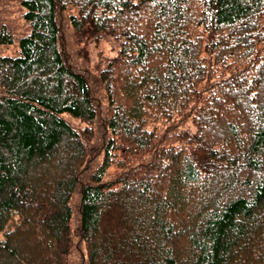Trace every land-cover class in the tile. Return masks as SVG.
I'll list each match as a JSON object with an SVG mask.
<instances>
[{
    "label": "trees",
    "instance_id": "trees-1",
    "mask_svg": "<svg viewBox=\"0 0 264 264\" xmlns=\"http://www.w3.org/2000/svg\"><path fill=\"white\" fill-rule=\"evenodd\" d=\"M18 3L0 264H264V0ZM65 11L114 55L72 60Z\"/></svg>",
    "mask_w": 264,
    "mask_h": 264
},
{
    "label": "rangeland",
    "instance_id": "rangeland-1",
    "mask_svg": "<svg viewBox=\"0 0 264 264\" xmlns=\"http://www.w3.org/2000/svg\"><path fill=\"white\" fill-rule=\"evenodd\" d=\"M68 11L74 12L71 9ZM68 11L61 12L60 27L64 47L66 48V52L73 56L72 60L74 59L76 62H79L85 58L86 61L93 66L96 61H98L99 57L114 55L115 51L111 48L112 43L110 41L97 40V44H94L91 33L86 31L85 34L82 30L76 31L70 24L68 19L69 14H67ZM0 26H5L15 37L14 44L0 46V53L11 55L16 54L17 37L27 32V25L22 19L18 0H0ZM82 38L83 40H81ZM61 154V156L65 158L63 151ZM23 254L29 253L24 249Z\"/></svg>",
    "mask_w": 264,
    "mask_h": 264
},
{
    "label": "bare ground",
    "instance_id": "bare-ground-1",
    "mask_svg": "<svg viewBox=\"0 0 264 264\" xmlns=\"http://www.w3.org/2000/svg\"><path fill=\"white\" fill-rule=\"evenodd\" d=\"M87 30H89V29H87ZM90 32V31H89ZM84 33L86 34V31H84ZM83 33V34H84ZM92 34V33H91ZM93 34H95V32H93ZM97 34V33H96ZM83 36V35H82ZM93 36V35H92ZM96 36V35H95ZM65 38V37H64ZM61 39V38H60ZM79 39V38H78ZM69 40V39H68ZM76 40V39H75ZM81 40H83V38L81 39ZM70 41V40H69ZM69 43V42H68ZM66 59V58H65ZM179 94V93H178ZM176 97V96H175ZM173 100V99H172ZM175 102V101H174ZM144 124V123H143ZM144 126V125H143ZM146 126V125H145ZM162 152H164V150L162 151ZM164 155V154H163ZM168 155V154H167ZM165 156V155H164ZM170 156V155H169ZM169 156H167V157H169ZM166 157V158H167Z\"/></svg>",
    "mask_w": 264,
    "mask_h": 264
}]
</instances>
